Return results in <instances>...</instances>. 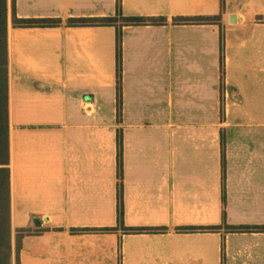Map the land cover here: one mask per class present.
<instances>
[{"label":"crops","instance_id":"1","mask_svg":"<svg viewBox=\"0 0 264 264\" xmlns=\"http://www.w3.org/2000/svg\"><path fill=\"white\" fill-rule=\"evenodd\" d=\"M122 116L116 121V0H6L10 217L18 264H264V0H121ZM221 15L218 24H172ZM220 32L223 69L220 80ZM126 227L116 226V132ZM198 227L202 230L180 231Z\"/></svg>","mask_w":264,"mask_h":264},{"label":"trees","instance_id":"2","mask_svg":"<svg viewBox=\"0 0 264 264\" xmlns=\"http://www.w3.org/2000/svg\"><path fill=\"white\" fill-rule=\"evenodd\" d=\"M11 21L14 26L44 27L59 26L62 21L55 19H18L15 14V0H11ZM166 17L126 16L122 12L121 0H116L115 15L99 18H70L66 26H113L115 36V83H116V121L121 122L122 116V35L125 26L162 25L166 24ZM172 24H218L221 26V15L214 16H175ZM220 80L223 78V36L220 32ZM224 139L221 138L222 164V224L208 228L210 230L224 229L232 232L263 231L264 226L240 225L231 226L225 222V171H224ZM116 226L98 229H72V231L101 232L122 231L126 234L155 233L164 228L156 227H126L123 211V142L120 129L116 132ZM198 227L178 228L180 231L202 230ZM30 230L15 229L12 237L10 217V170H9V143L7 118V50H6V0H0V264H18V254L21 247V238Z\"/></svg>","mask_w":264,"mask_h":264},{"label":"rangeland","instance_id":"3","mask_svg":"<svg viewBox=\"0 0 264 264\" xmlns=\"http://www.w3.org/2000/svg\"><path fill=\"white\" fill-rule=\"evenodd\" d=\"M14 232H15V231H14L13 228H12V237L14 236Z\"/></svg>","mask_w":264,"mask_h":264}]
</instances>
